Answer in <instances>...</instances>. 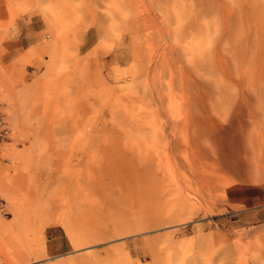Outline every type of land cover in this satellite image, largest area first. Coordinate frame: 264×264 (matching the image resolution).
<instances>
[{
  "label": "rangeland",
  "instance_id": "374dc122",
  "mask_svg": "<svg viewBox=\"0 0 264 264\" xmlns=\"http://www.w3.org/2000/svg\"><path fill=\"white\" fill-rule=\"evenodd\" d=\"M162 1L0 0V264H264V0ZM207 97L224 144L211 166L187 170L188 148L168 164L155 149L160 170L104 161L139 125L189 140ZM252 126L243 179L230 147Z\"/></svg>",
  "mask_w": 264,
  "mask_h": 264
},
{
  "label": "bare ground",
  "instance_id": "6f19581e",
  "mask_svg": "<svg viewBox=\"0 0 264 264\" xmlns=\"http://www.w3.org/2000/svg\"><path fill=\"white\" fill-rule=\"evenodd\" d=\"M113 1H115L116 2V0H113ZM162 1V0H161ZM159 2V1H158ZM162 2H164V1H162ZM117 4V3H116ZM160 4H161V2H160ZM109 5V4H108ZM130 5H131V3H130ZM169 7V5L168 4H166V2H165V9H166V14H169L170 12L168 11V7ZM132 6V5H131ZM107 7V6H106ZM109 7H110V5H109ZM150 7V6H149ZM148 7V8H149ZM120 8V7H119ZM145 8V7H144ZM147 8V9H148ZM108 9V7L106 8V10ZM137 9V8H136ZM150 9V8H149ZM173 9V8H172ZM109 10V9H108ZM119 10V9H118ZM117 10V11H118ZM121 10V9H120ZM144 10V9H143ZM152 10V9H151ZM150 10V11H151ZM157 10H158V8H157ZM110 11V10H109ZM137 11V10H136ZM146 11V10H145ZM167 11L169 12V13H167ZM111 12H112V10H111ZM132 12V11H131ZM138 12V11H137ZM153 12V11H152ZM172 12H174V9H173V11ZM177 12V11H176ZM202 12V11H201ZM104 13V12H103ZM109 13V12H108ZM113 14L115 13V12H112ZM120 13V12H119ZM127 13H129V10H128V12ZM139 13V12H138ZM144 13V12H143ZM121 14V13H120ZM139 14H141V13H139ZM153 15H154V13H152ZM175 14V13H174ZM178 13H176V15H177ZM201 14V13H200ZM91 15V14H90ZM101 15V14H100ZM103 16H106V17H108L107 15H104V14H102ZM112 15V14H111ZM102 16V17H103ZM110 16V15H109ZM130 16H131V14H130ZM138 16V15H137ZM152 16V15H151ZM159 16V15H158ZM161 16V15H160ZM96 17V16H95ZM99 17V16H98ZM100 18V19H102V21H99V22H104L103 20H106V18L104 19V18ZM113 18H118V16H115L114 17V15L112 16ZM112 17H111V19H112ZM121 17V16H120ZM128 17V16H127ZM156 17V16H155ZM91 18H93V17H91ZM110 18V17H109ZM131 18V17H130ZM132 18H135V15H134V17H132ZM164 18V17H163ZM169 18V17H168ZM97 19H99V18H97ZM96 19V20H97ZM99 19V20H100ZM120 19V18H119ZM154 19V18H153ZM158 19H159V17H158ZM161 19H162V17H161ZM90 20V19H89ZM107 20H108V18H107ZM116 21L118 20V19H115ZM126 21L128 20L129 21V23H130V20L129 19H125ZM125 20H123V22L122 23H124L125 24ZM138 20V19H137ZM137 20H136V22H137ZM150 20V19H149ZM155 20H156V22L158 21L157 20V18H155ZM98 21V20H97ZM113 21V20H112ZM88 22H90V21H88ZM92 22V21H91ZM98 22V24L100 25H102V27H103V24L102 23H99ZM135 22V21H134ZM133 21H132V23H134ZM166 22V21H165ZM169 22V21H168ZM204 22V21H203ZM107 23V22H106ZM104 24V25H107V24ZM108 23H109V21H108ZM116 23V22H115ZM115 23H113V25L115 24ZM117 23H119V21H117ZM129 23L128 22H126V25L128 24V26H129ZM159 23H161V22H159ZM159 23L157 24V27H158V25H159ZM91 24V23H90ZM97 24V23H96ZM95 25V24H94ZM118 25H120V24H118ZM117 25V26H118ZM132 25H134V24H132ZM131 25V28H129L130 30L132 29V26ZM161 25V24H160ZM205 25H208V24H206L205 23ZM115 26V25H114ZM128 26H126L127 27V29H128ZM153 26V25H152ZM198 27H199V25H198ZM208 27V26H207ZM99 28V27H98ZM100 28H101V26H100ZM103 28H105V27H103ZM103 28H102V30H103ZM111 28V27H110ZM147 28V27H146ZM116 29H118V28H116ZM150 29V28H149ZM194 29H195V27H194ZM204 29L205 28H203V31H204ZM207 29H209V28H207ZM114 30V28L112 29V32L111 33H115V37H117L116 36V31L114 32L113 31ZM125 30H126V28H125ZM160 30V29H159ZM158 30V31H159ZM105 31H107V30H105ZM104 31V32H105ZM127 31V30H126ZM202 32V30L200 29V30H197L196 29V31L195 32H197L198 34L199 33H201ZM210 31V30H209ZM208 31V32H209ZM103 32V31H102ZM110 32V31H109ZM119 32V31H118ZM128 32V31H127ZM136 32V31H135ZM194 32V33H195ZM118 34V33H117ZM138 34V33H137ZM177 34V33H176ZM197 34V35H198ZM202 34H203V32H202ZM210 34V33H209ZM208 34V41H210V39H209V35ZM108 35H110V34H108ZM118 35H120V34H118ZM135 35V34H134ZM195 36H197L196 35V33L194 34ZM200 35V34H199ZM176 36V35H175ZM203 36H207V32H205L204 34H203ZM112 37V36H111ZM120 37V36H119ZM121 37H122V35H121ZM190 37H191V34H190ZM88 38V37H87ZM125 38V37H124ZM135 38V37H134ZM196 38V40L198 39L197 37H195ZM90 39V38H89ZM99 39V38H98ZM111 39V38H110ZM117 39H118V37H117ZM176 39V38H175ZM100 40L102 41L103 40V38L101 37L100 38ZM105 40H107V39H105ZM122 40V39H121ZM211 40H212V38H211ZM89 41V40H88ZM94 41V40H93ZM126 41V40H125ZM133 41V40H132ZM135 41V40H134ZM198 41V40H197ZM91 42V41H90ZM119 42V41H118ZM199 42V41H198ZM120 43H122V41L120 42ZM123 44V43H122ZM133 44H135V43H133L132 42V45ZM203 44V42H201V44H200V46ZM210 44L211 43H209L208 44V46H209V48L208 49H210ZM119 45V44H118ZM121 45V44H120ZM124 45V44H123ZM191 45V44H190ZM206 45H207V43H206ZM135 46V45H134ZM195 46H198V44L196 45L195 44ZM86 47V46H85ZM124 47V46H123ZM133 47V46H132ZM158 47V46H157ZM162 47V46H161ZM128 48H129V46H128ZM136 48V47H135ZM155 48H156V46H155ZM159 48V50H161L160 49V47H158ZM133 49V48H132ZM165 49V48H164ZM120 50H123V49H120ZM154 50H157V49H154ZM168 50V49H167ZM129 51V50H128ZM128 51H126V53L128 52ZM133 51H135L134 49H133ZM158 51V50H157ZM166 51V50H165ZM177 51V50H176ZM191 51H192V49H191ZM117 52V51H116ZM115 52V53H116ZM124 52V51H123ZM123 52H121V53H123ZM163 52H164V50H163ZM203 52V51H202ZM201 52V53H202ZM125 53V54H126ZM129 53V52H128ZM127 53V54H128ZM80 54V53H79ZM126 54V57L124 58V56H123V58L125 59V60H127L128 62V69L127 70H131L132 71V69L131 68H133L132 66H135V56H136V54H131L130 53V56H128ZM153 54V53H152ZM106 55V54H105ZM105 55H103V56H105ZM110 55V54H109ZM161 55H162V53H161ZM163 55L165 56V54L163 53ZM163 56V57H164ZM106 57V56H105ZM110 57V56H109ZM118 57V56H117ZM156 57V56H155ZM111 58V60H115V56L113 57V59H112V57H110ZM119 58H120V56H119ZM118 58V59H119ZM129 58V59H128ZM152 58V57H151ZM123 59V60H124ZM152 60H153V58H152ZM167 60V59H166ZM154 61V60H153ZM149 62V61H148ZM147 62V63H148ZM152 62V61H151ZM150 62V63H151ZM134 68H136V66L134 67ZM133 68V70H135ZM125 69V70H126ZM125 70H122L121 71V75H123L124 73H125ZM128 72V74L130 75H132V72ZM122 72H124V73H122ZM135 72V71H134ZM127 74V72L125 73V75L124 76H127L126 75ZM130 75V76H131ZM117 76V75H116ZM119 76V75H118ZM117 76V77H118ZM123 76V77H124ZM133 77H135L136 76V74L134 73V75H132ZM116 77V78H117ZM119 77H121V76H119ZM116 78H115V80L114 81H116ZM119 81V80H118ZM117 82V81H116ZM120 82V81H119ZM109 83V82H108ZM206 83H208V82H206ZM106 84V83H105ZM210 84V83H209ZM117 85V84H116ZM203 86V85H202ZM202 86L200 85V87L202 88ZM109 87V85L107 86V88ZM116 87H118V88H116V89H122V88H124V86H121V87H119V86H116ZM130 87V86H129ZM215 87V86H214ZM125 88H126V86H125ZM204 88V87H203ZM109 89H111V88H108V92H109ZM128 89V88H127ZM126 89V90H127ZM105 90H106V88H105ZM105 90H104V92H105ZM120 90H118L119 92H121ZM129 90V89H128ZM131 90V89H130ZM205 90H207V89H205ZM111 93H112V91H111ZM110 93V94H111ZM122 93V92H121ZM200 93V92H199ZM208 93H210V91L209 92H207V94ZM105 94V93H104ZM109 94V95H110ZM194 94V93H193ZM106 96V95H105ZM197 97L199 96L198 94L196 95ZM211 96H212V93H211ZM107 97V96H106ZM208 97H210V95L208 96ZM207 97V98H208ZM111 98H112V96H111ZM119 98H120V96H119ZM189 98V97H188ZM193 98H194V101H195V99H196V97L195 96H193ZM199 98V97H198ZM207 98H205V99H207ZM211 98V97H210ZM210 98H208L207 100H209ZM116 99V98H115ZM190 100V99H189ZM111 101V100H110ZM117 101V100H116ZM199 101H197L196 103H194L195 104V108H196V111L198 112V114H199V112H200V115L198 116V117H196V119L194 120L193 118H195V117H193V115H191L192 116V119L190 118V124H191V120H194V124L193 125H188V126H190V129H191V133H192V135H191V138L188 140V137H187V132H184V135H182L183 133L182 132H180V129L177 131V129L176 128H178V126L177 127H175V125H169V123H168V125H160V126H151V125H142V126H140L139 125V127H138V129H137V131H138V135H137V138H122V139H115V140H112V144H114V145H112L111 147H110V149L107 147V146H105V145H102V147L103 148H101L102 150H104V152H108L109 150L111 151V152H113L114 151V154L112 153H110L108 156H105V159H104V161H106V162H108V163H114V165H116V164H119L120 166H122V159L119 161L118 159H116L118 156H120V157H128V158H130V157H136V156H138V157H141L142 156V158L140 159V163H142V165L144 166V167H146L147 169L148 168H151V169H156V170H160V169H162L161 168V164L159 163V161H158V159L155 157V149H158V147H160V149H162V150H164V152L162 153L163 154V158L165 157V159H164V161L165 162H163V161H161L160 160V162H163V163H167L168 164V162L170 163L171 162V160L169 159L170 157H171V155H173V154H175L178 150H179V152L181 151L180 149L182 148V149H186V148H188V149H190V151H191V153L193 154H191L192 156L191 157H189L187 160H190V158H191V160H194V159H196V158H198V160H196V161H198V163H192V164H189V163H187V164H185V165H188V169L186 168V166L185 165H183L180 161H177V160H175V158H173V156H172V158L171 159H174V161L172 160V163L174 162V164H176V166L178 167V168H176V170L178 169L179 170V166H178V163H179V165H180V163L183 165V166H185V168L187 169V170H198V168H199V166H201V168H205L206 169V167H205V165L207 166V164L208 163H210V166L215 162V155L217 154V152H218V150H220V151H223V149H222V147L224 146V144H219L218 143V141H219V137H218V133H217V125H215V118L213 117V115H212V110H213V108L212 107H214V104L212 105V103H210L211 102V99L208 101L209 102V104L211 105V107L209 108V109H206V108H203V106H198L197 105V103H198ZM205 102V101H204ZM108 103V101L105 103V104H107ZM115 103V102H114ZM158 103V102H157ZM186 103V102H185ZM188 104H189V102H187ZM202 103V102H201ZM207 103V102H206ZM116 104V103H115ZM187 104V105H188ZM201 105V104H200ZM209 105V106H210ZM192 106V105H191ZM191 106H190V108H191ZM208 106V105H207ZM205 107V106H204ZM5 110V109H4ZM104 110V109H103ZM191 110V109H190ZM112 112V111H111ZM195 112V111H194ZM102 114H103V112H102ZM196 115V114H195ZM187 120V119H186ZM188 122V121H187ZM186 124V123H185ZM197 124V125H196ZM181 125V124H180ZM104 126V125H103ZM183 126L184 127H187V126H185V125H181V130H182V128H183ZM187 129V128H186ZM234 130V125H230V128H229V131L230 132H232ZM176 131L177 132H179V133H181V135L183 136V138H186V140L184 141V139L183 138H181V140L183 139V141H180L177 137H176ZM250 132H254V126H252L250 129H247V130H244V131H242V132H240V134L237 136V138H236V140H235V142H236V144L234 145V147H230V155H229V158H230V161L231 162H228V164L230 165V168H231V170L232 171H239V173L243 176V179H244V177H246V175H249L250 173H249V171L251 172V170H252V167L255 165L254 164V153L256 152V144L255 143H253L251 140H250V138H251V133ZM178 133V134H179ZM190 133V134H191ZM235 132L233 131V134H234ZM8 134H9V132H8ZM180 135V137H182ZM186 135V136H185ZM190 136V135H189ZM247 136H248V138H249V145H250V147L247 149V147H246V143H247ZM178 137H179V135H178ZM235 137H236V134H235ZM6 144V143H5ZM4 145V144H3ZM3 145H2V147H3ZM262 146V145H261ZM1 147V148H2ZM183 147H185V148H183ZM100 149V148H99ZM159 150V149H158ZM158 150H156V152H158ZM264 150V149H263ZM187 151H189V150H187ZM189 151V152H190ZM178 152V154H180ZM264 152V151H263ZM166 154H168V155H170L169 157H168V155H166ZM177 154V155H178ZM181 155V158L182 157H184L182 154H180ZM195 155H197L196 157H195ZM189 156V155H188ZM193 157V158H192ZM111 158H115V161H113ZM154 158V159H153ZM184 158H187V157H184ZM134 159V158H133ZM177 159V158H176ZM163 160V159H162ZM186 160V161H187ZM199 160H200V162H199ZM185 162V161H184ZM193 162V161H192ZM135 163H136V161H135ZM171 163V164H172ZM126 164V163H125ZM171 164H169V166L171 165ZM260 164V163H259ZM113 165V166H114ZM118 165V166H119ZM141 165V164H140ZM182 165H180V166H182ZM113 166H111V167H113ZM165 167H166V165H164ZM168 166V165H167ZM173 166V165H172ZM175 165H174V167H176ZM182 166V167H183ZM261 166V165H260ZM173 167V168H174ZM184 168V167H183ZM200 168V169H201ZM261 168L263 169L264 167H263V165L261 166ZM260 168V169H261ZM202 169V170H203ZM262 169H261V171H262ZM249 170V171H248ZM264 170V169H263ZM258 173H260V170H259V172ZM261 175V174H260ZM246 179V178H245ZM261 180V179H260ZM101 232V231H100ZM85 243V242H84ZM87 245H85V247H86ZM63 264V263H62Z\"/></svg>",
  "mask_w": 264,
  "mask_h": 264
},
{
  "label": "built area",
  "instance_id": "2783aa9c",
  "mask_svg": "<svg viewBox=\"0 0 264 264\" xmlns=\"http://www.w3.org/2000/svg\"><path fill=\"white\" fill-rule=\"evenodd\" d=\"M9 127L3 105L0 104V147L8 139Z\"/></svg>",
  "mask_w": 264,
  "mask_h": 264
},
{
  "label": "crops",
  "instance_id": "0c3cea01",
  "mask_svg": "<svg viewBox=\"0 0 264 264\" xmlns=\"http://www.w3.org/2000/svg\"><path fill=\"white\" fill-rule=\"evenodd\" d=\"M33 48H34V49H36V47H35V46H34Z\"/></svg>",
  "mask_w": 264,
  "mask_h": 264
}]
</instances>
